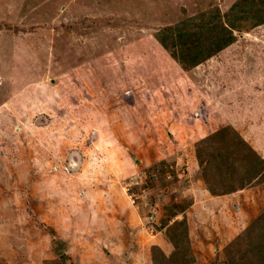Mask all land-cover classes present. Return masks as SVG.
I'll return each instance as SVG.
<instances>
[{
  "label": "rangeland",
  "instance_id": "rangeland-1",
  "mask_svg": "<svg viewBox=\"0 0 264 264\" xmlns=\"http://www.w3.org/2000/svg\"><path fill=\"white\" fill-rule=\"evenodd\" d=\"M235 1L0 0V264H264V24L159 41Z\"/></svg>",
  "mask_w": 264,
  "mask_h": 264
},
{
  "label": "trees",
  "instance_id": "trees-1",
  "mask_svg": "<svg viewBox=\"0 0 264 264\" xmlns=\"http://www.w3.org/2000/svg\"><path fill=\"white\" fill-rule=\"evenodd\" d=\"M244 22L264 24V0H236L226 12L218 7L203 11L163 27L159 41L184 69H191L235 43V34L242 32ZM246 148L254 152L248 145Z\"/></svg>",
  "mask_w": 264,
  "mask_h": 264
}]
</instances>
